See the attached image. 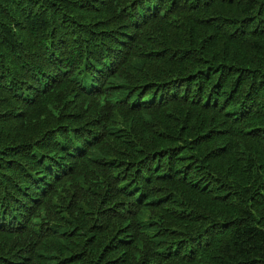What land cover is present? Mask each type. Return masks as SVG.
<instances>
[{"label": "trees", "instance_id": "obj_1", "mask_svg": "<svg viewBox=\"0 0 264 264\" xmlns=\"http://www.w3.org/2000/svg\"><path fill=\"white\" fill-rule=\"evenodd\" d=\"M0 264H264V0H0Z\"/></svg>", "mask_w": 264, "mask_h": 264}]
</instances>
